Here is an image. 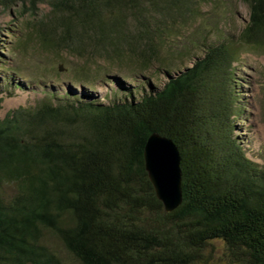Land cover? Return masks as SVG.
<instances>
[{"label":"trees","instance_id":"1","mask_svg":"<svg viewBox=\"0 0 264 264\" xmlns=\"http://www.w3.org/2000/svg\"><path fill=\"white\" fill-rule=\"evenodd\" d=\"M225 2L0 0L45 50L141 83L106 101L50 93L0 119V264H264V167L231 124L240 48L264 52V0H242L237 41L210 37ZM154 133L182 155L173 213L145 166Z\"/></svg>","mask_w":264,"mask_h":264},{"label":"rangeland","instance_id":"2","mask_svg":"<svg viewBox=\"0 0 264 264\" xmlns=\"http://www.w3.org/2000/svg\"><path fill=\"white\" fill-rule=\"evenodd\" d=\"M222 9L218 29L214 34L210 32V37L237 41L247 23L249 9L242 0H227ZM47 11L48 7L42 5L41 13ZM204 11L211 12L212 18L215 15L212 6H205ZM23 12L21 7L0 12V90L4 99L0 119L20 107L36 108L50 93L106 101L122 86H141L139 80L127 77L129 69L120 68L112 73L104 61H99L102 74L98 75L96 65L91 67L82 59L45 50L28 27L30 18L21 16ZM240 50L235 64L238 115L231 120L233 137L252 161L264 167V52L244 46ZM86 68L88 74L82 81L77 76ZM140 74L141 81L142 77L147 78L156 86L165 82L162 75Z\"/></svg>","mask_w":264,"mask_h":264},{"label":"water","instance_id":"3","mask_svg":"<svg viewBox=\"0 0 264 264\" xmlns=\"http://www.w3.org/2000/svg\"><path fill=\"white\" fill-rule=\"evenodd\" d=\"M144 159L150 180L166 212H175L184 202L180 149L171 139L154 133L147 141Z\"/></svg>","mask_w":264,"mask_h":264}]
</instances>
